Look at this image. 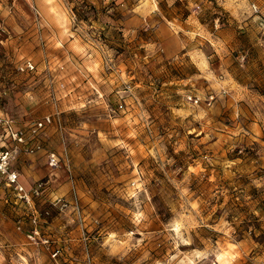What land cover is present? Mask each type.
<instances>
[{"label":"rangeland","instance_id":"obj_1","mask_svg":"<svg viewBox=\"0 0 264 264\" xmlns=\"http://www.w3.org/2000/svg\"><path fill=\"white\" fill-rule=\"evenodd\" d=\"M49 114L0 264H264V0H0V115Z\"/></svg>","mask_w":264,"mask_h":264},{"label":"built area","instance_id":"obj_2","mask_svg":"<svg viewBox=\"0 0 264 264\" xmlns=\"http://www.w3.org/2000/svg\"><path fill=\"white\" fill-rule=\"evenodd\" d=\"M252 8L257 11L254 4ZM24 68L33 69V64L28 61L24 67H20L21 70ZM52 121L53 117L49 114L27 126H18L11 118L0 115V178L21 202L30 204L33 196L42 195L46 191L47 182L45 180L36 181L29 189L25 188L19 181L20 174L18 170L13 166L14 159L19 151L25 149L28 153H33L39 149L37 136ZM47 161L52 168L59 165V158L54 153L48 154ZM31 222L33 228L27 234V238L29 241L35 242L39 237L36 215L32 216ZM56 254L57 251H53L52 256L54 257Z\"/></svg>","mask_w":264,"mask_h":264},{"label":"crops","instance_id":"obj_3","mask_svg":"<svg viewBox=\"0 0 264 264\" xmlns=\"http://www.w3.org/2000/svg\"><path fill=\"white\" fill-rule=\"evenodd\" d=\"M162 45H163V51L165 53V56H167V57L173 56L176 52L181 51L185 47L182 40L181 39H175V37H170L167 40L163 41ZM38 151H40V150H38ZM16 169H18V168H16ZM18 172L20 174L19 181L24 185L25 188L29 189L33 185L32 183L35 181H33L31 184L30 183L26 184V181L24 180V178H22L20 171H18Z\"/></svg>","mask_w":264,"mask_h":264}]
</instances>
